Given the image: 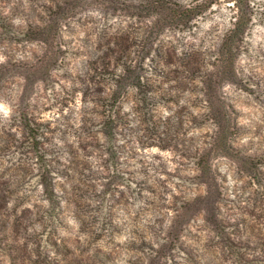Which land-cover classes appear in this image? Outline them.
<instances>
[{
  "label": "rangeland",
  "instance_id": "obj_1",
  "mask_svg": "<svg viewBox=\"0 0 264 264\" xmlns=\"http://www.w3.org/2000/svg\"><path fill=\"white\" fill-rule=\"evenodd\" d=\"M212 1L0 0V264H264V0Z\"/></svg>",
  "mask_w": 264,
  "mask_h": 264
},
{
  "label": "trees",
  "instance_id": "obj_2",
  "mask_svg": "<svg viewBox=\"0 0 264 264\" xmlns=\"http://www.w3.org/2000/svg\"><path fill=\"white\" fill-rule=\"evenodd\" d=\"M148 6L152 9L150 13L153 16L152 28L157 26H166L176 28L177 26H189L195 19H197L202 13H204L207 8H209L214 1H209L210 3L204 5L201 8V4L206 1L203 0L198 3L199 0H195L194 2H190L189 4H184L180 2H176V0H148ZM236 10L237 15L235 16V20L233 22L232 28L229 30L227 34V39L230 35L243 31L249 23L251 22L250 14V3L249 0H236ZM51 24H48L47 27H38L43 31H49ZM119 66H121L122 71L118 74V78L116 79L115 86L117 88L118 84L121 83H129L128 86H132L135 88H142L141 84V76L137 74L138 65L134 63V60H124ZM1 67H5V65H1ZM116 91V90H115ZM205 154V151L203 152ZM203 154V155H204ZM204 156H202L203 158ZM201 165V163H200ZM209 166H199L198 171L203 175L207 172L209 173Z\"/></svg>",
  "mask_w": 264,
  "mask_h": 264
}]
</instances>
